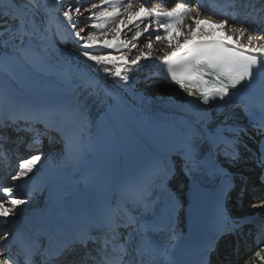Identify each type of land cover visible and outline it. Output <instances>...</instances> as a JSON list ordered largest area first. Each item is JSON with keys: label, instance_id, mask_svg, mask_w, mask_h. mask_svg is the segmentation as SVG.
I'll list each match as a JSON object with an SVG mask.
<instances>
[{"label": "snow or ice", "instance_id": "obj_1", "mask_svg": "<svg viewBox=\"0 0 264 264\" xmlns=\"http://www.w3.org/2000/svg\"><path fill=\"white\" fill-rule=\"evenodd\" d=\"M112 2L60 0L53 6L49 0H0V63L26 60L45 71H70L71 65L61 64L67 52L91 73L59 108L21 105L0 119V160L15 161L7 173L9 186H0V264H176L172 253L180 235L197 225L203 210L199 177L213 184L214 228L198 247L197 264H228L220 243L241 238L245 229L254 230L264 245V43H258L264 35L255 34L264 26V0H225L220 12L198 0H191L195 6L162 0L167 8L144 0L138 7L127 3L123 13L119 8L99 11ZM218 15L227 18H213ZM108 18L119 21L110 39L107 31L90 30L104 24L89 21ZM153 18L155 27L149 23ZM186 19L195 26L186 25ZM206 24L213 28H203ZM121 26L135 27L130 40L121 38ZM152 35L157 42L167 41L170 50L154 56ZM142 38L147 42L140 47ZM165 80L184 94L180 104L166 97L168 108L195 116L166 130L168 147L148 181L106 203L88 227L25 228L34 214L25 211L32 197L23 198L11 185L31 178L44 159L78 156L90 142L94 116H107L129 92L141 100L151 94L155 101L156 93L139 84ZM181 176L183 189L173 184ZM153 185L159 197L150 192ZM256 260L264 261V247L239 264Z\"/></svg>", "mask_w": 264, "mask_h": 264}, {"label": "bare ground", "instance_id": "obj_2", "mask_svg": "<svg viewBox=\"0 0 264 264\" xmlns=\"http://www.w3.org/2000/svg\"><path fill=\"white\" fill-rule=\"evenodd\" d=\"M122 1L133 3L136 7H138L141 2H144V0ZM146 2L148 3V0H146ZM199 2L213 9V11L220 12L225 0H223L222 2H220V0H198V3ZM49 3L55 6V4H57L58 2L56 0H49ZM148 6L151 5L148 3ZM155 6L167 8V5L162 2L156 4ZM223 11L233 13V17L238 15V13L231 9L225 8L223 9ZM211 15L212 12L202 13V16ZM221 16L222 15H218L213 18L217 19ZM223 18H227V16ZM150 22L155 24V18H153V20ZM161 22L166 23L168 22V20L167 18H165L164 20H161ZM232 23H235L234 19L229 20V24ZM202 27L205 29H211L213 28V25L206 24L202 25ZM134 28L135 27L130 26V29H128L121 26L122 37H127L129 34L133 33ZM216 31L217 33H219L220 30L216 29ZM224 31L228 32L227 26ZM160 33H162V31ZM256 35H264V33L261 32ZM179 38L182 40V35ZM143 39L145 38H142L141 40ZM258 43H264V40H260L258 41ZM173 44H175V40L173 41ZM71 46L73 47V45ZM167 50L170 49L160 51L162 54H160L159 56L163 55ZM95 54L106 53L97 50ZM128 54L134 57L137 53L131 52ZM64 63L71 65V70L69 71L66 68H61L59 71L86 76L91 74L90 70L84 67L83 61H81L79 58H76V56L69 57L67 52H65V56L61 58V64ZM91 71H94V69ZM163 82L164 84L161 83L158 85H152V87L154 88V93H156L155 101H153V97L151 94H149V97L147 96L145 100H141L139 95L133 96L131 92L128 93V98L119 101L125 106L131 117L140 121L148 122L150 124L163 126L167 129L169 127L177 125L181 120L194 118V112L186 115H181L180 113L172 111L168 108L167 104L165 103L166 97L168 99L175 98L174 102L179 103L181 102L184 94L175 86H173L170 80H165ZM140 85L141 84H139V87ZM133 87H137V85H133ZM75 91L76 88L74 86L69 85L68 82H66L62 78L57 77L43 69H40L37 64H34L30 61L4 59L2 63H0V112L2 114H8V112L12 108L21 105H28L38 110L59 108L62 104L71 100L72 94ZM141 95L143 94L141 93ZM157 101H159V103H157ZM105 122L107 124L104 126V134L106 137H108V134L110 133L111 137H109L110 139H107L105 141V144L103 145V160L108 167L107 171L109 176V188L110 191L114 193L118 188L120 180L124 174L126 157L122 148L120 137L117 135L112 123L107 119H105ZM155 159L162 161L163 153L153 150V152L150 154V160L154 161ZM56 161V170L53 171L44 180V191L59 190L64 194L71 195L73 192V186H75V190L80 189V185L78 183L79 172L77 169V165L73 161V156L65 155L62 159L56 158ZM9 163H12V165H14L15 161L8 159L7 164H5L4 167L6 168L5 170H8ZM1 183L3 186H9V184L5 183L4 181H2ZM18 184L20 185V181L11 186L15 187V185ZM181 184L185 185V181L181 182ZM184 185H182L181 189L184 188ZM16 191L17 194L22 196L23 198L27 199L29 197H32V201L38 202L39 204L42 202V200L37 198L35 195L25 196L22 193L23 189L21 187H17ZM22 208H24V206H22ZM245 208L246 207H242V209ZM3 223V221H0V224ZM256 264H264V261L256 260Z\"/></svg>", "mask_w": 264, "mask_h": 264}, {"label": "rangeland", "instance_id": "obj_3", "mask_svg": "<svg viewBox=\"0 0 264 264\" xmlns=\"http://www.w3.org/2000/svg\"><path fill=\"white\" fill-rule=\"evenodd\" d=\"M56 1L58 3L60 2V0H56ZM92 2L93 3H97V4H101V0H92ZM126 4H127V2H123L122 0H120V1L113 0V2L111 4H107V5L102 6L99 9V11H103L105 8H107V10H109V11H112L113 8H119L120 12L123 13L124 7H126ZM188 5L189 6H195L191 2ZM121 18H123V16H121ZM95 23H102V24H104V28L103 29H90V30L91 31H96L98 34L101 31H107L109 33L108 38L110 39L112 37V35H114L112 29L119 23V21L116 20L115 18H108L107 20H93V21H89V24H95ZM149 23H151V22H149ZM151 24H152L153 27H155V24H153V23H151ZM185 24L186 25L187 24H192L193 26H195L194 25V21L193 20H190V19H186ZM143 27H144V24L141 23L140 24V28H143ZM123 28H124V26H123ZM134 31H135V28L133 29V33L129 34L127 37H121V38L122 39H128V40H130L131 39V36L134 34ZM159 34L160 35H163L164 33L162 32V33H159ZM150 39L154 42V47H153V50H152L153 51V55L159 56L160 54H162L160 51H163V50L168 49L167 41L157 42V41H155V35H152L150 37ZM146 42H147V39L141 40L139 42V46L140 47H143V44L146 43ZM68 47L71 48L72 46L70 44H68ZM76 58H79V57H76ZM161 83L164 84L163 81ZM140 84H141L140 85L141 88H150L152 90V92H154V88L152 87V85H154V84H152L151 82L143 81ZM173 184L179 186L180 188L182 187V185L180 183H177V184L176 183H173ZM262 247H264V245ZM258 250H260V249H258ZM258 250H256V251H258ZM253 253H251L249 256H245L244 259H250L251 257L253 258L254 257V254Z\"/></svg>", "mask_w": 264, "mask_h": 264}]
</instances>
